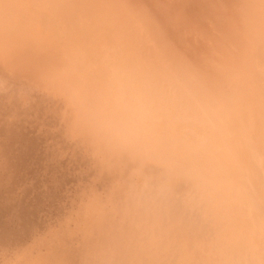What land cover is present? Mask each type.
I'll list each match as a JSON object with an SVG mask.
<instances>
[{"label": "clouds", "instance_id": "obj_1", "mask_svg": "<svg viewBox=\"0 0 264 264\" xmlns=\"http://www.w3.org/2000/svg\"><path fill=\"white\" fill-rule=\"evenodd\" d=\"M0 264H264V0H0Z\"/></svg>", "mask_w": 264, "mask_h": 264}]
</instances>
